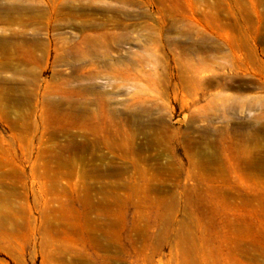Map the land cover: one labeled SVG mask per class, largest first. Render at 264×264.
<instances>
[{
	"label": "rangeland",
	"instance_id": "374dc122",
	"mask_svg": "<svg viewBox=\"0 0 264 264\" xmlns=\"http://www.w3.org/2000/svg\"><path fill=\"white\" fill-rule=\"evenodd\" d=\"M0 264H264V0H0Z\"/></svg>",
	"mask_w": 264,
	"mask_h": 264
},
{
	"label": "bare ground",
	"instance_id": "6f19581e",
	"mask_svg": "<svg viewBox=\"0 0 264 264\" xmlns=\"http://www.w3.org/2000/svg\"><path fill=\"white\" fill-rule=\"evenodd\" d=\"M257 131H259V130H257Z\"/></svg>",
	"mask_w": 264,
	"mask_h": 264
}]
</instances>
